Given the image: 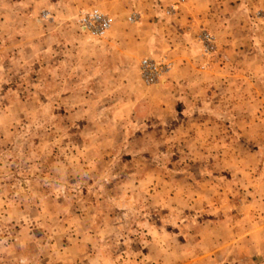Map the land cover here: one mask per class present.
<instances>
[{
    "label": "rangeland",
    "instance_id": "rangeland-1",
    "mask_svg": "<svg viewBox=\"0 0 264 264\" xmlns=\"http://www.w3.org/2000/svg\"><path fill=\"white\" fill-rule=\"evenodd\" d=\"M138 3L0 0V264H264V0Z\"/></svg>",
    "mask_w": 264,
    "mask_h": 264
},
{
    "label": "crops",
    "instance_id": "crops-1",
    "mask_svg": "<svg viewBox=\"0 0 264 264\" xmlns=\"http://www.w3.org/2000/svg\"><path fill=\"white\" fill-rule=\"evenodd\" d=\"M139 2L138 5L134 6L137 9V12L140 11L142 15H144L145 19L150 23L151 20L154 22L151 24H155V16H162L165 19V14L167 10H171V13L168 15L169 17L173 18L172 24L177 25L173 27L175 31V38L176 40L182 44H188L186 39L190 37L188 34L193 32L194 36V29H196V25L194 24L196 20V16L199 13H203L208 15L209 13L213 12V9L216 10L219 8V12H225L228 2L231 0H134ZM162 8V9H161ZM223 9V10H222ZM166 10V12H165ZM163 12L164 14H162ZM194 15V20H191L190 17ZM159 16V17H160ZM192 17V18H193ZM145 20V21H146ZM188 21L190 23H188ZM164 23H158L156 27H162ZM153 31V28H152ZM163 36L165 37V31L162 32ZM169 36V35H167ZM163 37V38H164ZM121 38V36H120ZM154 42V41H153ZM138 44V45H137ZM146 46V43H142L141 41H136L133 45H137V47Z\"/></svg>",
    "mask_w": 264,
    "mask_h": 264
},
{
    "label": "built area",
    "instance_id": "built-area-1",
    "mask_svg": "<svg viewBox=\"0 0 264 264\" xmlns=\"http://www.w3.org/2000/svg\"><path fill=\"white\" fill-rule=\"evenodd\" d=\"M80 23L86 32H90L99 38L104 37L111 27V20L98 11L82 16ZM206 36L208 39L210 38L209 35ZM162 72L163 69L160 65L150 59H145L140 66L141 77L148 85L157 83Z\"/></svg>",
    "mask_w": 264,
    "mask_h": 264
}]
</instances>
